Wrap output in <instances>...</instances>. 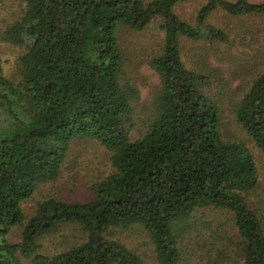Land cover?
<instances>
[{"label": "trees", "instance_id": "1", "mask_svg": "<svg viewBox=\"0 0 264 264\" xmlns=\"http://www.w3.org/2000/svg\"><path fill=\"white\" fill-rule=\"evenodd\" d=\"M185 1L0 0V42L18 49L11 71L0 55V264H21L19 255L36 264H143L107 236L135 223L148 230L160 264H178L186 221L210 206L233 212L242 264H264V212L245 196L259 185L255 155L245 141L224 139L218 103L201 89L209 78L188 67L181 51L183 36L229 41L206 23L213 11L264 16V1L208 0L196 24L174 10ZM156 18L165 40L150 63L161 87L147 131L132 139L138 90L123 81L118 32L143 30ZM236 117L264 155V70ZM78 138L110 150L113 172L95 185L93 200L49 198L25 221L22 203L60 176ZM64 224L81 226L87 239L53 256L39 253L40 239ZM17 226L22 239L12 243Z\"/></svg>", "mask_w": 264, "mask_h": 264}, {"label": "rangeland", "instance_id": "2", "mask_svg": "<svg viewBox=\"0 0 264 264\" xmlns=\"http://www.w3.org/2000/svg\"><path fill=\"white\" fill-rule=\"evenodd\" d=\"M150 1V0H146ZM208 0H188L178 3L174 10L185 21L196 24L200 8ZM259 3L264 0H250ZM9 9V10H8ZM3 12H12L8 8ZM160 18L143 30L127 27L118 35L125 57L123 81L138 90L132 104L134 126L132 139L141 137L148 129L154 114V97L161 87V77L150 63L163 48L165 32L159 26ZM206 23L223 29L228 42L181 38L182 58L186 65L209 78L202 91L219 106L221 133L226 140L245 141L255 155L259 167V185L245 194L247 201L264 212V155L250 140L236 117L237 103L251 86L252 80L264 70V16H233L222 9L213 11ZM18 49L0 42V55L8 71L15 66ZM111 151L99 141L89 138L75 139L60 176L38 184L34 194L22 203L27 221L38 205L49 198L69 202H87L95 198V185L113 172ZM180 233L181 260L178 264H242L243 252L235 224L234 214L228 209L214 206L197 208L186 221ZM22 226L15 227L7 239L18 243L22 239ZM107 236L119 240L137 253L143 264H160L155 245L148 230L141 224L116 227ZM87 239L82 227L64 224L56 232L42 237L39 253L53 256ZM21 264H36L32 258L19 255Z\"/></svg>", "mask_w": 264, "mask_h": 264}]
</instances>
